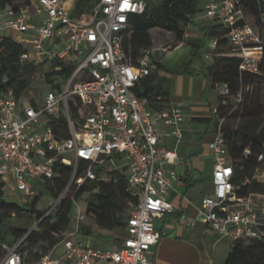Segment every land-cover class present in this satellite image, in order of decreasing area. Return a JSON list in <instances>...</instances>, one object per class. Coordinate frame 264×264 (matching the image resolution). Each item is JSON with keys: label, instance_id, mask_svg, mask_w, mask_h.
I'll return each instance as SVG.
<instances>
[{"label": "built area", "instance_id": "1", "mask_svg": "<svg viewBox=\"0 0 264 264\" xmlns=\"http://www.w3.org/2000/svg\"><path fill=\"white\" fill-rule=\"evenodd\" d=\"M154 1L96 0L90 19L72 16L68 0H19L0 10V41L11 36L26 43L29 49L21 56L23 63H75L66 82L49 88L42 104H21L13 88L0 93L4 116L0 122V179L25 192L28 201L27 197L34 198L55 177L58 165L72 166L73 182L81 185L85 179H98L99 168L115 156L124 162L127 191L136 198L127 234L116 248L75 239L86 217L79 207L76 228L65 230L52 252L30 262L20 250L22 238L12 245L1 244L0 264H153L149 251L160 238L156 220L173 209L167 193L179 180L174 164L180 160L176 149L161 144L157 125L170 128L181 141L185 122L180 105L155 111L148 98L135 90L153 66L151 50L135 62L124 40L132 17L144 13ZM201 13L222 23L230 54L242 58L241 68L257 71L264 53V26L246 20L241 0H206ZM215 90L222 96L230 94L227 83H217ZM214 118L216 130L209 142L214 191L204 197L201 212L210 227L223 235L263 239L258 212L233 207L243 197L235 192L234 167L222 132L225 118L217 108ZM246 153L251 150L247 148ZM80 169L83 174L77 177ZM66 193L51 201L44 216Z\"/></svg>", "mask_w": 264, "mask_h": 264}, {"label": "trees", "instance_id": "2", "mask_svg": "<svg viewBox=\"0 0 264 264\" xmlns=\"http://www.w3.org/2000/svg\"><path fill=\"white\" fill-rule=\"evenodd\" d=\"M19 0H0V10L8 5H16ZM96 0H77L70 14L83 17L86 6H91ZM206 0H156L144 13L132 17L130 32L124 40V47L133 61H137L143 53L153 45L151 30L162 28L175 34L178 41L184 39L186 27L195 22L203 10ZM245 12L251 14L256 26L263 27L264 0H241ZM206 37L217 38L214 45L215 57L207 67V76L213 89L217 83H227L230 94H218L217 113L225 118L222 132L227 140L229 159L234 167L233 182L238 197H248L253 193L263 192V183L256 177L257 170L264 165V53L259 61L257 71L241 68L242 58L230 54L231 47L225 36V29L220 22L210 23L203 27ZM28 45L11 36H5L0 41V93L13 88L20 99L31 85L28 75L29 66L34 63H23L22 54ZM196 62L204 68V59L195 46ZM153 66L138 82L135 90L138 95L146 96L149 106L157 111L169 107L170 82L167 77L160 75L163 67L159 61H153ZM155 64V66H154ZM75 63L66 60L55 61L51 64V72L46 74L48 82L51 76L60 74L69 77ZM57 66H60L56 69ZM240 96V99L237 97ZM35 105V100H32ZM58 125L55 121L52 124ZM235 123V125H232ZM251 150L250 154L246 149ZM262 155V157H261ZM86 165L85 162L82 163ZM72 166L58 165L57 174L47 182V191L52 196H58L66 187L70 178ZM102 167L99 168V171ZM83 174L78 171L77 177ZM110 181L100 176L96 180L85 179L81 185H76L74 191H68L61 202L47 215L37 207L40 194L34 196L25 204L10 201L5 195V182L0 179V256L3 254V243L15 244L20 239V250L25 259L35 262L48 253L49 247H54L67 230L73 215L72 209L76 200L88 192L86 213L92 214L97 224L109 230L126 228L130 212L126 205L136 203V198L127 191V174L115 168ZM43 192V191H42ZM38 215L39 226L30 230L27 227L7 225L6 219L23 211ZM264 225V217L259 215ZM80 231L90 234L89 227L82 226ZM56 233L59 236H56ZM44 245L42 251L34 250L38 243ZM29 245V246H27ZM2 253V254H1ZM224 264H264V238H233L232 248Z\"/></svg>", "mask_w": 264, "mask_h": 264}, {"label": "crops", "instance_id": "3", "mask_svg": "<svg viewBox=\"0 0 264 264\" xmlns=\"http://www.w3.org/2000/svg\"><path fill=\"white\" fill-rule=\"evenodd\" d=\"M75 5L76 2L71 9ZM199 15L195 22L186 27L182 41H178L176 46L170 48L161 46V48L171 50L182 48L184 44L189 43L194 47L197 46L202 56L201 47H204L207 42L203 27L217 21L203 16V13ZM152 38L153 45L150 48L152 62L162 63L163 67L159 73L167 77L170 82L169 106L180 105L183 108L185 122L181 141L171 134L170 128L161 124L157 125L161 144L176 149L180 156L179 162L174 164L179 173V180L175 183V187L167 193V199L172 203L173 209L164 212L156 220L160 238L149 254L153 264H216L213 257L215 247H228L226 238L230 239V247H232L233 238L212 229L201 212L204 197L214 191V157L209 142L216 130L214 110L218 105V94L211 87L207 76V67L213 63L215 57L214 38H212L213 48L208 49L206 58L204 57V68L200 67L199 62L194 61L191 62L192 67L182 70H171L156 57L153 33ZM3 118L0 111V122ZM246 198L235 201L233 207L249 208L250 206L240 203ZM102 229L103 231H114ZM79 232L82 231L79 230L77 233ZM82 233L86 240L83 242L77 239V241L91 246H100L97 243L93 244L90 238L92 234L101 236L102 231L93 232L91 230L90 234ZM116 245L117 242L107 247L116 248ZM224 259L222 264L226 260Z\"/></svg>", "mask_w": 264, "mask_h": 264}, {"label": "rangeland", "instance_id": "4", "mask_svg": "<svg viewBox=\"0 0 264 264\" xmlns=\"http://www.w3.org/2000/svg\"><path fill=\"white\" fill-rule=\"evenodd\" d=\"M77 0H68V4L70 7H72ZM94 3L91 4V6H86L85 11L83 13L84 18H91L92 15V7ZM200 16V15H199ZM246 20L256 25L254 17L249 14L245 13ZM187 30V29H186ZM153 37H154V54L158 59H160L168 68L171 70H182L187 67H192L191 62H194L196 60L195 58V52L196 49L193 46V44H184L182 48H174V49H162L161 46H168L169 48L171 46H176V43L178 42L176 36L171 31L162 29V28H154L152 30ZM14 36H18V33H15ZM207 42L204 47H201L203 49V59L206 58V52L208 49L213 48V41L211 37L206 38ZM159 47V48H158ZM205 57V58H204ZM29 77L31 80L30 87L26 90L24 95L21 98L22 104H29L32 102V100H35V102L42 104L44 102V98L46 95V92L49 88H51L54 84H64L66 82V77L60 74H53L51 76L52 82H48V79L46 77V74L48 72H51L52 66L51 63H37V64H31L29 66ZM232 125H235L233 123ZM115 165L123 170L124 162L119 161L117 157H112L110 160H107L101 170V176L103 177L105 181H110L113 177V170L116 168ZM256 177L263 183L264 185V165L261 166L257 172ZM5 189V195L6 198L10 201H16L25 204V197L28 196L25 194V192L14 190L12 185L8 182L5 183L4 186ZM76 189V183L73 182V172L71 170L70 178L68 180V183L66 187L60 192L58 196H60L64 192L68 191H74ZM47 184L43 188V192H40V199L37 204V207L39 209H42L44 213H46L49 209L52 207V202L55 200L58 196H55L47 191ZM88 192H86L81 198L78 199V203H74L73 209H72V215L73 219L68 226L67 230H74L76 228V215L78 212L79 207H81L82 212L86 215L85 219L80 222V227L86 226L89 227L93 232L102 231L101 236L98 235H91L92 243L100 244V246H113L114 243L124 237L127 234L126 228H117L114 231H108L102 229L100 227L96 220L93 218L92 214L87 212V199ZM28 201L33 199L31 196L27 197ZM52 201V202H51ZM127 201H121V204H125L126 211L130 212L132 210V204L129 203L126 205ZM240 202V201H239ZM242 204H246V206H250L251 208L255 209L260 215L264 217V187L263 192L260 193H253L249 195L243 202H240ZM240 204V205H242ZM7 225H14V226H22L27 227L28 229L32 230L39 226V218L38 215L34 213H30L27 211H23L19 214H15V216H11L6 219ZM56 236H59L58 233H56ZM75 239L83 240V242L86 240L85 235L82 232L76 233ZM226 245L228 247H215V251H213V257L216 260V264H222L223 259L227 258L230 250L232 247H230V239H225ZM44 245L48 246V243L40 242L36 246L33 247L34 250L42 251L44 248ZM29 246V245H27ZM55 247H49L48 253L52 252ZM60 250V247L56 248V250ZM2 254V253H1ZM1 257V256H0ZM224 259V260H225Z\"/></svg>", "mask_w": 264, "mask_h": 264}]
</instances>
